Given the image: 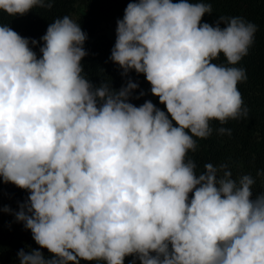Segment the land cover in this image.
I'll use <instances>...</instances> for the list:
<instances>
[{
    "label": "clouds",
    "instance_id": "9594fccd",
    "mask_svg": "<svg viewBox=\"0 0 264 264\" xmlns=\"http://www.w3.org/2000/svg\"><path fill=\"white\" fill-rule=\"evenodd\" d=\"M53 2L0 0V12ZM212 13L205 0H129L109 57L127 77L119 89L84 74L88 37L70 16L39 41L0 24V183L28 193L18 211H2L39 246L19 250L20 264H264L255 178H233L226 164L198 173L189 157L211 122L248 114L236 65L257 26L240 16L203 22ZM221 54L226 64L214 63ZM132 72L163 108L132 102L146 95H134Z\"/></svg>",
    "mask_w": 264,
    "mask_h": 264
},
{
    "label": "trees",
    "instance_id": "16d2710c",
    "mask_svg": "<svg viewBox=\"0 0 264 264\" xmlns=\"http://www.w3.org/2000/svg\"><path fill=\"white\" fill-rule=\"evenodd\" d=\"M128 2L129 0H54L51 9L35 8L23 16L10 17L0 12V24L9 25L23 37L39 41L51 22L65 15L73 19L76 5H81L83 9L77 22L88 37L84 44L88 55L82 61L84 74L96 85L101 81H112V87L119 89L125 84L127 77H123L119 66L109 59L115 42L99 32L98 23L115 15L123 16ZM205 2L212 4L213 13L206 14L203 22L214 24L219 16H240L254 23L257 31L248 54L236 65L246 70L247 79L238 84V89L248 110L247 116L229 120L224 125L219 121L211 122L212 135L206 139L197 138V150L189 152V157L195 160L198 173L204 171L205 164L212 163L226 164L233 178L244 174L252 175L256 180L255 196L259 191H264V178L257 176V172L264 169V0ZM34 51L39 55V46ZM214 63L226 64V59L221 54ZM129 76L139 83V89L134 95L140 90L146 94L140 99H133V103L140 105L144 100L150 99L158 107H164L158 103L157 97L150 94V85L142 74L132 72ZM220 127L231 129V135L218 134L216 129ZM27 195V192L12 184L0 183V264H20L17 257L19 250L28 251L29 248L39 247L22 222H17L13 214L2 211L5 206H9L13 212L18 211L19 204ZM42 251L45 256L49 255L46 249ZM80 264L96 262L81 261Z\"/></svg>",
    "mask_w": 264,
    "mask_h": 264
},
{
    "label": "rangeland",
    "instance_id": "374dc122",
    "mask_svg": "<svg viewBox=\"0 0 264 264\" xmlns=\"http://www.w3.org/2000/svg\"><path fill=\"white\" fill-rule=\"evenodd\" d=\"M83 7L79 4L76 5V10L73 14V19L77 21L79 15L82 12ZM122 15H115L108 20H102L98 23V30L100 33L105 34L110 40L115 42L116 40V27H117V20L122 19ZM132 260V257H127L125 259V264H129Z\"/></svg>",
    "mask_w": 264,
    "mask_h": 264
}]
</instances>
